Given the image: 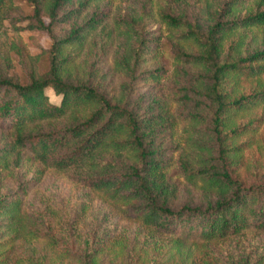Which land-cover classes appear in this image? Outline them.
<instances>
[{
	"label": "trees",
	"instance_id": "16d2710c",
	"mask_svg": "<svg viewBox=\"0 0 264 264\" xmlns=\"http://www.w3.org/2000/svg\"><path fill=\"white\" fill-rule=\"evenodd\" d=\"M25 1L32 6L28 28L47 33L51 44L31 56L44 54L26 71L0 62V124L11 132L0 166L13 156L15 163H40L36 180L47 169L67 173L145 233L138 245L99 234L95 225L82 240L89 251H74L69 245L77 240L81 214L52 224L45 209L24 206L22 183L21 191L0 195V264H45V255L14 250L17 241L39 237L61 249L60 260L77 264H101L106 249L124 256V264H168L157 257L162 247H177L184 264L191 252L181 238L232 237L241 244L249 229L264 233V158L259 179L246 181L236 169L250 143L243 136L264 122V0H196L195 15L176 11L168 0H150L112 17L98 9L101 0ZM13 4L0 0V35ZM151 20L163 29L150 36ZM164 38L172 69L161 50ZM11 44L21 54L19 44ZM93 50L101 56L113 50L112 74L121 77L115 89L108 71L89 61ZM149 61L157 63L147 67ZM47 88L59 102L49 99ZM255 108L259 116L244 120ZM181 183L201 195L180 197ZM231 250L193 255V261L264 264V238Z\"/></svg>",
	"mask_w": 264,
	"mask_h": 264
},
{
	"label": "rangeland",
	"instance_id": "374dc122",
	"mask_svg": "<svg viewBox=\"0 0 264 264\" xmlns=\"http://www.w3.org/2000/svg\"><path fill=\"white\" fill-rule=\"evenodd\" d=\"M150 0H101L98 9H102L108 13L110 17L118 16L124 13L130 6L138 7L143 2L148 3ZM169 5L174 7L176 11L183 10L188 15H195L198 2L196 0H168ZM32 12V6L25 0H14V4L6 13L3 33L0 35V62L5 63L6 60L11 62L8 68H12L18 72L30 66L38 65L42 61L40 55L38 59H31L32 55L39 53L43 48H47L51 44V39L45 32H40L37 29L28 28V15ZM18 27V34H16ZM149 35H156L161 32L160 24L156 20H151L149 24ZM12 41H15L20 47L21 54H18L11 46ZM174 42L176 40H173ZM167 38L163 39L161 45L162 53L167 59V64L172 69L173 58L170 52V47L165 48ZM183 47L185 45L182 44ZM96 60L103 69L108 71L110 80L109 87L115 89L120 82L121 77L117 74H112L111 64L113 60V50H110L104 56H101L96 50L89 54V61ZM38 61V64L36 63ZM155 61H149L147 67H152L156 64ZM28 64V65H26ZM40 69V68H38ZM248 88H246V91ZM46 93L51 101L59 102L60 95L54 94L51 88L46 89ZM261 113L260 108L251 110L244 116V120L258 117ZM181 124L177 125L176 139L183 140L184 135H181L178 129H182ZM249 138V147L244 150L245 160L236 169L242 179L253 181L263 176V170L260 167V158H264V122H261L258 129L243 136ZM11 139V132L6 128L5 122L0 124V148L3 144ZM22 153L30 156V153L23 149ZM32 157V156H31ZM40 167V163L33 159L25 160L22 158L20 163L9 162L7 167L0 166V195L21 191L22 183L26 184L25 194L23 195L24 206L31 211L45 209L50 221L54 225H59L60 222L66 221L77 212L81 214V224L77 226V240L71 244V240L66 238L67 243L71 244L70 249L80 252L84 247V251H89L90 246L86 241H82L86 235L93 232V229L99 227L98 233L108 235L116 234L118 238L125 239L129 243L136 242L138 245L143 240L145 228L137 221L131 218L124 217L109 200L104 198L100 193L85 187L77 182L72 181L67 173H63L54 169H47L43 172L39 180H36L35 171ZM201 195L198 190L192 189L191 186L181 183L180 197L184 198L189 193ZM62 230V229H61ZM62 233V232H61ZM244 241L237 244L231 237L220 241L202 242L198 239L181 238L182 248L189 250L188 258L184 264H195L193 255L207 254L212 257L215 253L218 255H226L227 249L231 248L230 253H237L240 248H248L264 238V233L256 229H249L244 233ZM171 237V236H170ZM175 237V236H173ZM65 243V242H64ZM66 244V243H65ZM16 252L26 255L38 257L45 255V264H77L71 257L59 259L57 253L60 248L51 245L44 238H33L19 243H15ZM104 252V253H103ZM107 252V253H106ZM109 249L103 250L101 255L108 254L102 259L101 264H124V256L113 257L109 254ZM180 251L177 247L168 248L162 247L157 252V257L163 260H169L168 264L180 263ZM151 255V254H148ZM146 264V263H145Z\"/></svg>",
	"mask_w": 264,
	"mask_h": 264
}]
</instances>
